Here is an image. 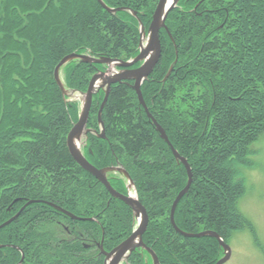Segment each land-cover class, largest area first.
<instances>
[{"label": "trees", "instance_id": "trees-1", "mask_svg": "<svg viewBox=\"0 0 264 264\" xmlns=\"http://www.w3.org/2000/svg\"><path fill=\"white\" fill-rule=\"evenodd\" d=\"M157 1L2 0L0 224L28 200L35 202L0 229V264H102L96 243L110 251L131 233V209L68 151L76 108L65 102L53 71L71 53L124 61L135 56L136 19L147 28ZM178 4L182 9L170 25L165 22L171 38L162 31L167 47L142 84L150 87L141 92L147 103L149 88L152 117L191 166L190 187L174 212L176 226L186 233L212 230L226 241L241 223L243 184L236 166L250 164V145L264 132V0ZM98 66L67 63L64 85L85 91ZM128 83L110 87L101 113L105 138L88 133L84 155L96 168L116 161L128 172L148 217L142 240L160 264H215L222 252L216 239L186 237L171 225V205L187 182L186 170L159 139ZM103 96L94 95L87 121L96 132ZM109 182L125 193L121 180ZM53 205L87 219L73 220ZM48 226L52 231H44ZM128 263L151 264L141 249Z\"/></svg>", "mask_w": 264, "mask_h": 264}, {"label": "water", "instance_id": "water-1", "mask_svg": "<svg viewBox=\"0 0 264 264\" xmlns=\"http://www.w3.org/2000/svg\"><path fill=\"white\" fill-rule=\"evenodd\" d=\"M100 1V0H99ZM179 0H158L155 6V9L153 11L150 24L148 26V35L146 39L145 45H142V42L139 44V53L132 59L128 61H121L117 59H112L109 57H101V58H95L90 55L86 54H77V53H71L66 56H64L55 66L53 71V78L59 89L62 91L64 95L73 94L74 91L68 93L62 84V81L60 79L59 70L62 66H64L66 63L72 60H80L85 63H95V64H105L107 67H109L106 71H97L90 79L86 92L84 93V98L82 101V106L80 109V113L78 115L77 121L72 125L67 137H66V145L68 148V151L70 155L73 157L74 161L86 172L90 173L92 176H94L102 185L106 188V190L109 192V194L116 199L121 200L126 205H128L133 213L134 218L137 220V225L134 228V230L131 232V234L125 238L122 242H120L116 247H114L110 251H104L103 246L101 243H97V247L99 248L100 254L104 256L103 264H119L122 260H126L129 254H131L135 249L140 248L145 250L148 255L151 258L152 264H159L158 258L154 251L147 247L143 241H142V235L146 230L147 223H148V217L145 208L143 205L138 201L136 197H133L129 192L126 194H122L118 191H116L110 184L107 173L108 172H119L121 173L129 182V184H132V181L130 180V177L128 173L118 167V166H109L104 168H96L92 164H90L80 152L78 148V143L82 136H85L90 130L86 129V122L88 118V114L91 107V100L92 96L95 92L102 89L104 90V97L101 102L99 111H98V122L101 126V133L98 135L101 138H105L104 136V127L103 123L101 121V112L102 109L106 103L109 90L111 85L121 83L126 80H132L133 84L131 85V88L135 91L139 103L144 107L148 118L152 121L153 125L155 126L156 130L159 132L160 137L166 142V144L169 146L173 156L175 159L181 163L186 170L187 173V182L185 186L177 193L175 196L171 209H170V222L173 228L176 232L182 234L186 237H204V236H210L217 240L218 244L223 248L224 250V256L219 259L215 264H223L226 262L230 256V247L220 238V236L212 231V230H204L198 233H186L180 231L174 222V212L176 209V206L180 199L187 193L191 181H192V173L190 166L188 165V162L186 158L180 156L178 152L173 148L170 141L168 140V137L166 136L165 132L162 130L160 125L155 121V119L151 116V114L148 113L143 98L141 94V84L144 80L147 79V77L152 73L154 67L156 66L160 55H161V44L159 40V32L161 29L166 30L169 37L170 34L166 28L165 20L167 17V14L170 10H172L175 5L177 4ZM104 6V5H103ZM106 9L110 10L111 12H116L118 10H122V8L118 9H110L106 6H104ZM134 16H136L135 12H132ZM144 29L142 25L140 24V36L141 38H144ZM171 38V37H170ZM136 63H140V65L136 68H131ZM110 67L115 68H122L121 71L109 73L111 71ZM172 68H170L171 70ZM169 70V72H170ZM129 188V187H128ZM33 201H28V203H32ZM57 210L64 213L68 217L74 220H83L87 218L77 217L74 214L53 205ZM23 208H21L14 216L0 224V229L9 223H11L14 219H16L19 214L21 213ZM0 247H2L0 245ZM22 260V259H21Z\"/></svg>", "mask_w": 264, "mask_h": 264}, {"label": "rangeland", "instance_id": "rangeland-1", "mask_svg": "<svg viewBox=\"0 0 264 264\" xmlns=\"http://www.w3.org/2000/svg\"><path fill=\"white\" fill-rule=\"evenodd\" d=\"M0 4H2V0H0ZM179 5L180 4H177V6L174 7L167 14L166 20H167V23L169 25L171 23V19L176 16V11L182 9V8H180ZM127 12L130 15H132L129 10ZM136 21H137V26H138V22L140 21V19H136ZM166 28L168 29L167 26H166ZM162 31L163 30L160 31L159 40H160V44H161V50H162V46H163V50H164L167 47V43H168L169 39H167L166 41L163 39V37L161 35ZM138 32H139V26H138ZM144 33L147 35V28H144ZM145 41L146 40H143L144 43H145ZM139 44H140V40H139ZM138 50H139V48H138ZM174 64H175V62H171L165 76H169V74L173 70ZM97 68L100 70H107L109 67H107L106 65H104V66L101 65V66H98ZM170 68H172V69L170 70ZM114 69H116V68H111V70H114ZM169 70H170V72H169ZM62 71H63V67L60 70V75H62ZM148 86L150 87V85H148ZM142 87H143V89H142ZM142 87H141V91L143 90V94H144V90H146L147 87L145 88L144 85ZM64 88L67 89L68 87H64ZM68 90H69V88H68ZM71 91H72V89H71ZM78 92H79V94L80 93L81 94L77 95V92H75V94L72 96H67V95L65 96L67 104H71V103L75 104L77 118H78L79 110H80V107L82 104V99L84 97V95H82V94H84L85 91H81V92L78 91ZM135 95H136V93H135ZM135 98L138 101L137 95ZM142 98H143V95H142ZM145 100L147 103H145L144 98H143L145 107H146L148 113L151 114L150 109L153 111L154 108L152 105L153 97L151 96V93H149V88H148V91H146V93H145ZM94 104H95V99L93 96L92 101H91V108H93ZM138 104H139L140 108L144 110V113L147 114L144 107L139 103V101H138ZM91 108L89 111L90 115L92 114ZM77 118L71 123V127H72V124L77 120ZM87 128H88V126H87ZM70 129H69V131H70ZM155 130H156V128H155ZM162 130L165 132V130L163 128H162ZM69 131H68V133H69ZM99 132H100V130H99ZM156 132L158 133V136L160 137L159 132L157 130H156ZM170 133H172L171 130H170ZM166 136H167V134H166ZM159 139L162 140V142H164L166 144V142L161 137ZM87 141H88L87 138H85L81 142L80 151L82 153L87 148ZM166 146L169 148V146L167 144H166ZM163 149L166 152L168 151L167 148L165 149L163 147ZM160 150H162V149H160ZM250 150H251V153L247 156L248 160L250 161V164L247 166H239V167L236 166V168H238V173H237L236 179H240L242 181V184H243V192H242L240 198L238 199V203H237V211L240 215L241 223H240L239 227L234 232H232L225 241L230 246L231 254H230L229 259L224 264H264V132L260 135V137L254 143H252L250 145ZM176 162L178 163L177 160H176ZM115 164L120 165L116 161H115ZM188 165L190 166L189 163H188ZM108 177L109 178H111V177L117 178V179L121 180L123 182V185H124V192L125 193L128 192V182L121 174L110 173L108 175ZM100 184L102 185V183H100ZM130 190H132L135 197L138 198V194H137V190H136L134 182H133V185L130 187ZM28 201H31V200H28ZM32 201L35 202V200H32ZM36 202H37V200H36ZM30 204L31 203L24 204L21 208L24 209L26 206H28ZM4 227H2V228H4ZM68 227L71 228L73 233L78 232L77 229L74 230V228H72L73 227L72 225L71 226L68 225ZM68 227L66 226V227H64V229H67ZM47 228H50V230L47 229L44 231H52L51 226H48ZM61 234H62V237H67V235H65L66 233L62 232ZM57 236L58 235H56L55 237H57ZM70 236L72 237V235H70ZM223 254L224 253L222 250L221 257H223ZM21 261L22 260H20V262ZM121 264H128V262L123 261Z\"/></svg>", "mask_w": 264, "mask_h": 264}, {"label": "bare ground", "instance_id": "bare-ground-1", "mask_svg": "<svg viewBox=\"0 0 264 264\" xmlns=\"http://www.w3.org/2000/svg\"><path fill=\"white\" fill-rule=\"evenodd\" d=\"M80 145H81V141L78 143V147H80ZM130 194L134 196V193L132 190H130Z\"/></svg>", "mask_w": 264, "mask_h": 264}]
</instances>
